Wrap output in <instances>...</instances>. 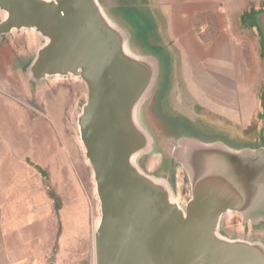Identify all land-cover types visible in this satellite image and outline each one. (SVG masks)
Instances as JSON below:
<instances>
[{
    "label": "water",
    "instance_id": "95a60500",
    "mask_svg": "<svg viewBox=\"0 0 264 264\" xmlns=\"http://www.w3.org/2000/svg\"><path fill=\"white\" fill-rule=\"evenodd\" d=\"M254 22L264 53V8ZM142 24L116 0H0V44L35 38L17 63L25 85L86 86L73 126L98 200L94 264H264V144L169 118L168 54ZM262 106L264 139V94ZM230 216L248 231L230 230Z\"/></svg>",
    "mask_w": 264,
    "mask_h": 264
},
{
    "label": "rangeland",
    "instance_id": "374dc122",
    "mask_svg": "<svg viewBox=\"0 0 264 264\" xmlns=\"http://www.w3.org/2000/svg\"><path fill=\"white\" fill-rule=\"evenodd\" d=\"M116 2L136 19L142 21L146 35L152 39L147 41L150 46L154 45L168 52L161 42L153 39L155 36L153 28L142 17L136 7V5H139V0H116ZM263 8L264 3L260 6V10ZM193 27L194 31L206 43L213 41L219 35L218 26L213 15H198L194 18ZM252 32L250 34L243 31L242 34H238L240 57L235 59L234 72L236 82L239 85L241 84L242 88L246 85L244 88L248 90V98L251 101L254 99L255 103L259 104L262 103L264 94V59L261 56L258 32L255 30ZM34 44L35 38L33 35L26 32L19 33L2 42L0 55L3 58L5 55L8 57L9 73L7 78L9 86L5 89V93L10 102L24 106L28 135L26 139L33 141V143H26V153L29 157H32V153H34L32 159L28 158L27 161L37 165V169L42 175V183L56 195L58 201L52 200L51 215L54 220L56 236L50 242L47 259L54 260L48 261L49 264H94L93 229L99 217L98 200L94 191L91 169L85 161L82 147L73 126L74 114L82 100L86 98L87 89L83 82L71 78L52 80L38 90L29 89L17 72V63L29 54ZM175 59L176 57H173L174 68H176ZM177 60L178 77L180 83L183 84L182 88L178 87L175 78V88L177 87L179 97L181 98L182 93L183 99L186 100V103L181 104V106L186 108L187 105L193 107L195 102L208 103L210 92L215 91L211 87L219 83L211 80L213 76L209 72L208 66L203 61L194 58L195 63L191 71L196 72L194 77L192 76V81L194 84L197 82L201 86L202 98H200V101L187 86L189 81L186 79L188 82L186 85L185 80L182 79L181 71L183 72V70L182 68L180 70L181 62L178 55ZM168 62L169 76L161 97V108L169 118L174 119L177 116L181 118L171 110L170 98L174 82L171 76L176 70L173 71L169 55ZM236 82L234 81L232 90L228 89L229 91H226L225 100L229 102V106L238 104L239 89ZM216 90L224 98L223 93L218 89ZM243 98L245 99V96ZM175 101L179 102L177 95H173V103ZM262 109V104L258 107V110L256 108L252 121V129L257 133L259 114L260 111H263ZM200 113L202 112L197 111V114ZM192 115L196 116L193 113ZM194 124L207 135L221 133L234 137L240 144H257L259 142L264 144V139L259 133L258 136H254L255 131L253 130L238 135V132L232 131L229 127L200 119ZM37 130H39V137L37 136ZM176 181L178 183V193L182 201H186L189 189L181 171L177 172ZM226 225L234 232L246 233L248 231V228L242 227L240 219L236 216L228 217Z\"/></svg>",
    "mask_w": 264,
    "mask_h": 264
},
{
    "label": "crops",
    "instance_id": "0c3cea01",
    "mask_svg": "<svg viewBox=\"0 0 264 264\" xmlns=\"http://www.w3.org/2000/svg\"><path fill=\"white\" fill-rule=\"evenodd\" d=\"M139 1L136 7L153 28V39L167 48L173 71L176 70V75L173 72L171 76L174 81L171 110L194 123L200 119L229 127L238 135L249 130L255 131L252 129V121L256 108L258 110L262 103L257 104L254 99L251 101L247 96L248 90L244 88L246 85L242 88L236 82L234 62L240 57L238 34L243 31L251 34L254 31L244 16L253 9L260 10L264 0ZM202 14L213 15L218 26L219 35L209 43L204 42L193 27L194 18ZM177 55L180 57V70H183L182 79L186 85L189 81L187 86L200 101L201 86L192 81L196 72L191 71L194 58L208 66L212 81L219 82L218 86L215 84L214 88L211 87L215 91L210 92L208 103L195 102L193 107L187 105L186 108L181 106L186 100L181 92L182 96L179 97L175 88V78L178 87L182 88L183 84L178 77ZM173 57H176V68ZM8 73V57L0 55V264H49V246L56 236L51 215L52 199L42 183L37 165L27 161L28 158L32 159L34 153L29 157L26 143L33 141L26 139L24 106L10 102L5 93L9 86ZM234 81L239 89L238 104L229 106L225 95L228 89L234 88ZM216 89L223 93L224 98ZM173 95H177L179 102L173 103ZM197 111L202 113L197 114ZM254 133V136H258L256 131Z\"/></svg>",
    "mask_w": 264,
    "mask_h": 264
},
{
    "label": "trees",
    "instance_id": "16d2710c",
    "mask_svg": "<svg viewBox=\"0 0 264 264\" xmlns=\"http://www.w3.org/2000/svg\"><path fill=\"white\" fill-rule=\"evenodd\" d=\"M261 10H262V9H261ZM258 11H260V10H255V9H253V10H251L250 13H247V14H245V16H244V17L247 18L248 25H249L251 28L255 27L254 17H255V15H256V13H257ZM260 45H261V41H260ZM263 57H264V54H263ZM46 188H47V191H48V194H49L50 198H51L53 201L58 202V201H57V197H56V195H55L50 189H48L47 186H46Z\"/></svg>",
    "mask_w": 264,
    "mask_h": 264
},
{
    "label": "flooded vegetation",
    "instance_id": "af4514ba",
    "mask_svg": "<svg viewBox=\"0 0 264 264\" xmlns=\"http://www.w3.org/2000/svg\"><path fill=\"white\" fill-rule=\"evenodd\" d=\"M258 35L260 36V34H259V32H258ZM261 41V40H260ZM260 47H261V56L263 57V44H262V41H261V45H260ZM263 59H264V57H263ZM171 181L173 182L174 181V179L173 178H171Z\"/></svg>",
    "mask_w": 264,
    "mask_h": 264
}]
</instances>
